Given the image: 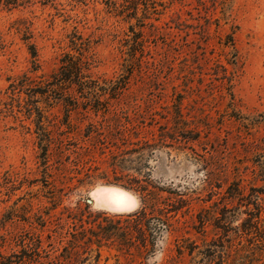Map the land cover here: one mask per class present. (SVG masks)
Wrapping results in <instances>:
<instances>
[{
	"label": "rangeland",
	"instance_id": "rangeland-1",
	"mask_svg": "<svg viewBox=\"0 0 264 264\" xmlns=\"http://www.w3.org/2000/svg\"><path fill=\"white\" fill-rule=\"evenodd\" d=\"M146 173L169 227L147 252L97 262L94 247L80 264H264V0L0 9V262L44 261L36 215L48 229L65 208L139 211L115 181ZM107 188L133 199L112 205Z\"/></svg>",
	"mask_w": 264,
	"mask_h": 264
},
{
	"label": "trees",
	"instance_id": "trees-1",
	"mask_svg": "<svg viewBox=\"0 0 264 264\" xmlns=\"http://www.w3.org/2000/svg\"><path fill=\"white\" fill-rule=\"evenodd\" d=\"M54 1L0 0V9L12 11L24 4L36 3L44 8L52 7ZM28 48L29 54L35 59L37 57L35 47L31 45ZM73 65V70L78 72L76 64L74 63ZM67 73H69V70L64 74ZM71 74H74L72 76L77 78L76 84L79 87L82 86L80 89H83V83L79 82L82 75L79 72L76 74L72 72ZM70 78H68L69 81L73 82V79ZM68 79L56 77L55 81H66ZM95 111L98 112L97 109ZM114 160V163L118 164V158L115 159L114 157ZM122 179H124V183L120 184L115 181V184L120 185L127 191L140 194L141 208L132 215L109 216L104 213L93 214L90 213L88 206L84 210L80 207L77 210L65 208L64 212L61 213L62 215L66 214L65 218L64 216L61 218L62 220L64 219V226L48 229L47 221L42 216L36 215L38 230L40 233L46 234H33L28 239V242L35 255L40 259L44 258L41 264H73L75 257L79 262L81 256L92 252L94 247L97 262L101 256L100 250L102 248L116 247L119 251L130 252L137 250L143 253L148 251V245L153 247V241H150V238L159 236L163 230L169 227V216L166 208L169 206L168 202H166L168 199L161 197V193L164 191L152 183L149 173H146L142 176V179L137 181L129 176H123ZM134 234L138 235L135 237V241ZM43 236L45 237L43 238ZM44 242H46V246ZM42 254L44 257L41 256ZM0 264L13 263L9 259H3Z\"/></svg>",
	"mask_w": 264,
	"mask_h": 264
},
{
	"label": "bare ground",
	"instance_id": "bare-ground-1",
	"mask_svg": "<svg viewBox=\"0 0 264 264\" xmlns=\"http://www.w3.org/2000/svg\"><path fill=\"white\" fill-rule=\"evenodd\" d=\"M104 196L106 201L108 200L110 203H112V205L115 206H124L128 198L133 199V197L126 193L125 190L122 191L116 188H107V192H105L103 197Z\"/></svg>",
	"mask_w": 264,
	"mask_h": 264
},
{
	"label": "water",
	"instance_id": "water-1",
	"mask_svg": "<svg viewBox=\"0 0 264 264\" xmlns=\"http://www.w3.org/2000/svg\"><path fill=\"white\" fill-rule=\"evenodd\" d=\"M91 202V201H90Z\"/></svg>",
	"mask_w": 264,
	"mask_h": 264
}]
</instances>
